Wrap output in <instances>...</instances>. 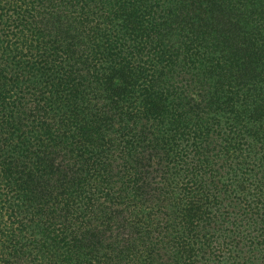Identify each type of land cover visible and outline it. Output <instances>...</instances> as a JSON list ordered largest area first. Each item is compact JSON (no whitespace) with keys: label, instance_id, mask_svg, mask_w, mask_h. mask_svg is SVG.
I'll return each mask as SVG.
<instances>
[{"label":"trees","instance_id":"trees-1","mask_svg":"<svg viewBox=\"0 0 264 264\" xmlns=\"http://www.w3.org/2000/svg\"><path fill=\"white\" fill-rule=\"evenodd\" d=\"M0 264H264V0H0Z\"/></svg>","mask_w":264,"mask_h":264}]
</instances>
